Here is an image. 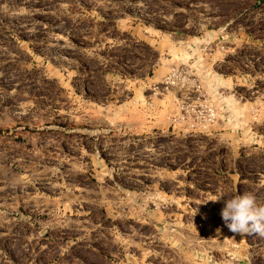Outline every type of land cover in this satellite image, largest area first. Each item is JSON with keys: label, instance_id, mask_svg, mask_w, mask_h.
<instances>
[{"label": "rangeland", "instance_id": "1", "mask_svg": "<svg viewBox=\"0 0 264 264\" xmlns=\"http://www.w3.org/2000/svg\"><path fill=\"white\" fill-rule=\"evenodd\" d=\"M245 192L264 0H0V264H264Z\"/></svg>", "mask_w": 264, "mask_h": 264}, {"label": "clouds", "instance_id": "2", "mask_svg": "<svg viewBox=\"0 0 264 264\" xmlns=\"http://www.w3.org/2000/svg\"><path fill=\"white\" fill-rule=\"evenodd\" d=\"M224 197L221 195L211 201L218 202ZM220 215L231 232L264 238V204H258L251 192L224 200Z\"/></svg>", "mask_w": 264, "mask_h": 264}]
</instances>
